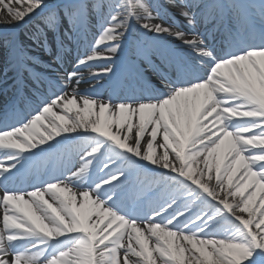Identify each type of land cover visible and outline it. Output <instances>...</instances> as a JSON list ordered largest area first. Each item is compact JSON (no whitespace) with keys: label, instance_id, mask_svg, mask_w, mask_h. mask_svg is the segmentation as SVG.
<instances>
[{"label":"snow or ice","instance_id":"snow-or-ice-1","mask_svg":"<svg viewBox=\"0 0 264 264\" xmlns=\"http://www.w3.org/2000/svg\"><path fill=\"white\" fill-rule=\"evenodd\" d=\"M0 63V264H264V0H0Z\"/></svg>","mask_w":264,"mask_h":264}]
</instances>
